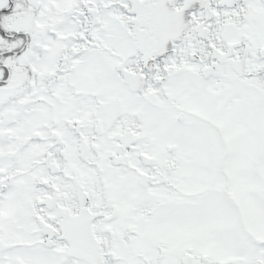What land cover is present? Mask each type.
Wrapping results in <instances>:
<instances>
[{
	"label": "snow or ice",
	"instance_id": "snow-or-ice-1",
	"mask_svg": "<svg viewBox=\"0 0 264 264\" xmlns=\"http://www.w3.org/2000/svg\"><path fill=\"white\" fill-rule=\"evenodd\" d=\"M0 264H264V0H0Z\"/></svg>",
	"mask_w": 264,
	"mask_h": 264
}]
</instances>
